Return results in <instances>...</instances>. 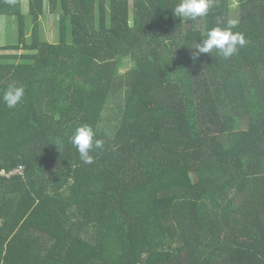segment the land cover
Instances as JSON below:
<instances>
[{
	"label": "trees",
	"instance_id": "16d2710c",
	"mask_svg": "<svg viewBox=\"0 0 264 264\" xmlns=\"http://www.w3.org/2000/svg\"><path fill=\"white\" fill-rule=\"evenodd\" d=\"M27 1L0 0V264H264V0Z\"/></svg>",
	"mask_w": 264,
	"mask_h": 264
},
{
	"label": "rangeland",
	"instance_id": "374dc122",
	"mask_svg": "<svg viewBox=\"0 0 264 264\" xmlns=\"http://www.w3.org/2000/svg\"><path fill=\"white\" fill-rule=\"evenodd\" d=\"M28 11V1L24 0V13L27 14ZM236 13L234 14V17ZM53 20V19H52ZM30 21V18L28 19ZM41 29L46 35L47 39L50 40L55 36V26L52 25L51 19L45 20L43 18L41 20ZM1 42L5 45H17L19 43V32H18V21L14 17H4L2 18V26H1ZM10 55H15V53H9ZM130 66V63L127 61H122L121 65L119 66L120 77L125 76L126 68ZM107 116V115H106ZM111 119L112 116L108 115L106 118ZM105 119V118H104ZM106 127H111L106 126ZM104 128V129H105Z\"/></svg>",
	"mask_w": 264,
	"mask_h": 264
},
{
	"label": "built area",
	"instance_id": "2783aa9c",
	"mask_svg": "<svg viewBox=\"0 0 264 264\" xmlns=\"http://www.w3.org/2000/svg\"><path fill=\"white\" fill-rule=\"evenodd\" d=\"M17 175H21V176L25 175V167L24 166H19L16 169L12 170L11 172H7L6 170L0 169V176L11 178V177L17 176Z\"/></svg>",
	"mask_w": 264,
	"mask_h": 264
}]
</instances>
